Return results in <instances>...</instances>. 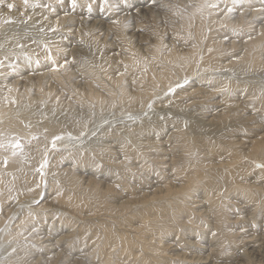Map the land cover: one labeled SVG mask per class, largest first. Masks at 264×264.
<instances>
[{
  "label": "bare ground",
  "instance_id": "1",
  "mask_svg": "<svg viewBox=\"0 0 264 264\" xmlns=\"http://www.w3.org/2000/svg\"><path fill=\"white\" fill-rule=\"evenodd\" d=\"M53 1L59 0H0V28L8 22L13 23L17 17L27 15L36 2L43 9L44 17L50 14L48 19L51 23L64 26L62 20L66 9L59 8L60 11L54 14L58 6ZM71 2L74 5L83 2L90 5L93 0ZM260 2L264 6V0ZM223 3L254 8L252 0H194L190 12L180 10L181 13L177 14L183 29L181 33H174L171 46L161 42L154 47L146 44L144 53L136 50L126 55L122 65L124 73L114 77L106 75L101 78L90 68H84L81 72L86 79L84 86H73L67 93L69 101L80 109L72 110L80 113L71 126L72 130L65 127V119L71 118H65V115L59 122L35 120V123L26 125L29 117L17 114L21 99L24 98L27 103L50 102L48 92L44 93L46 89L42 92L48 82L64 84L61 78L74 77L71 70L61 72L65 57L57 61L59 55H64L65 43L62 41L65 40L60 35H54L52 43L48 41L36 46L33 44L34 36V40L27 38L25 55L14 52L18 36L0 40V228L8 226V234L4 238L14 244L12 256L2 258L0 264H36L38 261L66 264L69 254L64 256L63 250L76 248L73 243L83 239L88 231L82 229L85 225L79 230L75 228L78 232L73 240L74 230L70 221L88 224L84 221L90 217L97 218L98 224H101V230L97 231H102L105 237L102 246L108 247L109 253L114 252L113 248L117 249L122 259L133 257L134 263L139 260V264H152L153 257L163 264L162 259L166 256L157 235L165 236L169 224L180 227L181 223H194L193 216L195 224H201L196 226L197 231L204 224L208 226L199 237L206 239L204 243H209L206 248L209 253L201 250L204 247H201L200 254L179 250L176 253L179 257H175L177 260H189L192 264H250L255 253L264 255V167H261L264 165V123H260L264 121V90L259 88L258 80L243 77L234 80L227 75L216 79L210 75L215 73L213 71L238 67L248 75L264 68V56L261 57V54L264 55V34L261 29L252 30L251 35L247 34L239 40L238 37H243V32L251 27L241 24L243 18L239 21L229 17L226 12L230 8L218 19ZM10 4L14 7L10 8ZM250 12L254 24L264 18V7ZM87 18L80 19L86 29V23L90 21ZM114 26L113 42L118 39L127 47L126 25L121 21ZM93 28L94 25L88 29L93 31ZM133 30L136 31L137 27ZM234 32L242 35L229 36L228 33ZM89 34L85 37L96 41L98 35ZM211 49L214 51L209 53ZM43 58L56 59L50 64L52 70H47L49 76L46 81L43 76L47 72L34 70L47 63L42 62ZM200 69L213 73L205 72L206 75L199 76ZM32 71L34 79H30L32 74L26 75ZM123 74L125 77L122 78ZM188 79L192 80L189 85L177 87L168 102L177 109L191 107L189 110L195 113L197 121L208 120L212 123L211 129L203 128L200 122L188 127L184 123L185 118L183 120L180 115L171 121L174 130L164 129L166 134L160 139L157 133L163 134L160 131L164 126L161 128L155 121L143 126L142 130L127 129L120 133L121 136L117 132L119 130H115L110 143H99L90 148L80 146L78 149L53 150L55 146H60L57 137L69 132L77 135L85 132L87 122L92 119L90 114H100L115 105L120 111L145 108L155 97L164 95L165 91ZM31 92L34 96L30 95ZM51 100L56 108L63 105V100L59 98ZM102 166L105 168L99 170ZM100 172L105 173L108 181L92 177ZM201 193H204V198L199 197ZM21 204L26 206L18 208ZM241 220L243 225H240ZM227 223L236 227V236L231 230L219 231V224ZM98 224L95 225L98 227ZM121 226L125 229L119 233L116 230ZM183 232V236L190 238L194 230L188 228ZM119 239L122 240L121 248ZM177 239L174 249L180 244ZM240 242L243 243L241 250L232 248ZM134 244L152 251L148 254L145 251L138 257L133 253ZM164 250H167L166 246ZM83 251L88 252L89 249ZM112 253L109 255L112 256ZM187 253L188 256L185 255ZM108 254L98 264H119L110 261ZM213 254L216 255L214 258ZM223 256L225 260H219ZM169 257L176 260L174 255ZM246 258L248 261L243 262Z\"/></svg>",
  "mask_w": 264,
  "mask_h": 264
},
{
  "label": "rangeland",
  "instance_id": "2",
  "mask_svg": "<svg viewBox=\"0 0 264 264\" xmlns=\"http://www.w3.org/2000/svg\"><path fill=\"white\" fill-rule=\"evenodd\" d=\"M71 1L72 0L53 1V3H55V5L58 6V8H57L58 11L57 10L54 11V14L55 13L57 14L60 11L59 8L63 7L64 9H66L65 12H64L65 13V18L62 20L64 26L63 25L61 26L58 23L57 24L56 23H51V21L48 19L50 14H49L48 17H44L45 14H43V12H42L43 9H40L39 2H36V4L32 5L30 10L28 9L29 11H28L27 15L21 16V17H17L15 19H13L14 22L11 21L13 23H9L8 22V23H6L5 25H3L0 28V40H5L7 37L14 36V35L18 36V38L16 40L17 43L15 42L16 43V45H15L16 49H15V51L14 50L13 51L17 52V53H20V54H23V55H25V52L27 51V43L25 41L27 38L31 39V40H34V39L36 40L37 39L35 43H34L35 40L33 41V44H35V45L37 44L38 46L39 45L42 46V44H47L49 42L52 43L51 41H54L55 40V36H57V35H60V38L65 40V41H62V43L66 44V45L63 44V49H64L63 53H64V55L63 56L59 55L58 56L59 59H57V61L58 60L61 61V60L64 59L63 60L64 66H63L61 72L63 73V70L65 72L71 70L73 72V74H74V77H72L70 75L69 78L68 77H64V78L60 79L61 81L62 80L65 81V83H64L65 85L63 84V82L61 83L65 87L61 86L60 83L56 84L55 82H51V83L48 82V84L45 86V88L42 89V92L45 91V89H46V91L44 93L48 92L47 94L49 96L48 98L50 99V102L44 101V102H29V103H27V102H25L24 98L21 99L19 101V104H18V106H20L19 107L20 110H18L17 114L19 115V113H20L21 115L29 117L30 120H28L29 122H25L26 125H30V123L33 124L36 121L59 122V121H61V119L65 115L64 116L65 118L66 117H71L70 119H65V122H64L65 123V127L67 126L68 129L71 128L70 130H72L73 129V127H71L72 124H74V122L77 121V118L80 115V113H78V112L74 113L75 111H72V110H74L76 108V110L79 111L80 109L78 107H76L75 105H73L72 102L69 101V97H68L69 95L67 93H68L69 89L71 87H73V86H74V88H77V87L80 88V87L84 86V84L86 82V79L84 78V74L82 75L83 69L84 68H90V70H92L91 71L92 73H94L95 75H97L98 77H101V78H103L106 75L114 77L116 75L122 74V72L124 73L122 65L124 64L123 62H124V58L126 57V55H130L136 50L139 51V52L142 51L144 53L145 51L143 50V47L146 44L150 45L151 47H154L158 43L161 42V44L164 43L167 46H171L172 42H173V39H174V36H173L174 33H176V34L181 33V31L183 29L182 23L179 22L180 18H179V16L177 17V14L181 13L180 10L182 12L188 13V12H190V10L194 6V0H162V1L161 0H133L134 2L132 0H130V1L129 0H117V1L116 0H107L106 1L105 0V3H103L104 2L103 0H93L92 3L94 5L92 3H91L92 5L91 4L87 5V3H84V2L83 3H78L77 5H74ZM73 1L74 2H80V1H84V0H73ZM123 1H124V4H123ZM252 2L253 3H251V4L254 7L252 9H250V6H248V5L244 6V8H243L242 5H240V4L235 5V4L232 3L230 6H228L227 3L221 4V8H220L221 11L219 10V12H218V17H217L218 19L222 18L224 13L226 12V9L228 10V8H230V10L228 12H226V13H228L229 17H231L233 20L238 19L239 21L243 18L241 24H243L244 26L249 25L251 27L249 30L246 29V31L243 32L244 35L234 32V33H231V34L228 33L229 36H231V35L232 36L242 35L243 37H241V36L238 37L239 40H242V39L245 38V36L247 34L251 35V33H253L252 30H254V32H255V31H258V29H261V31L264 34V18L262 20L259 19L260 21H255L256 22L255 24L259 25L258 27L255 26L253 21L250 19L251 18V12L250 11H252L254 9H256L258 11L262 10V8L264 6L260 2V0H255V1L252 0ZM133 3L135 5H133ZM149 3H150V5H149ZM62 4H64V5H62ZM111 4H113V5H111ZM65 6H67L68 8L65 7ZM140 6H142V7H140ZM93 7L96 8V9H94ZM247 7H249V8H247ZM164 8H166V9H164ZM242 8H243V10H242ZM81 9H82V11H81ZM136 9H137V11H136ZM186 9H187V11H186ZM83 10H84V12H83ZM76 11H77V13H76ZM146 11H147V13H145ZM122 14H124V15H122ZM66 15H69V16H66ZM87 15H89V16H87ZM67 17H68V19H67ZM83 17H86V18L88 17L87 20L90 19V21L88 20L89 24L86 23V25H88V28H90L91 26L93 27V25H94L93 31H94L96 36L98 35L97 38H96V41L95 40H93V41L91 40L90 41L89 40L90 37H88V39L85 37V36H89L90 35L89 33H91V35L94 34V33L90 29H88V28L86 29L84 27L85 24L84 25L81 24L80 19L83 18ZM91 18H93V19H91ZM96 18H97V20H95ZM252 18H253V16H252ZM47 19H48V21H47ZM43 20H44V22H43ZM115 20H116V22H115ZM121 21L126 25L127 38H126L125 42L127 44V47H125L123 45V43L121 44V42H119L118 39H117V41L113 42L114 28H115L114 25H116L118 22H121ZM109 23H110V25H109ZM96 26H97V28H96L97 30L95 29ZM240 26H242V25H240ZM107 27H108V29H107ZM134 27L135 28L137 27L136 31L133 30ZM225 27L226 26H224V28ZM60 30H62V31H60ZM61 32L63 33V36H62ZM97 33H99V34H97ZM73 34H75V35H73ZM83 34H85V35L83 36ZM33 36H34V39H33ZM108 40H110L111 42L108 43ZM14 41L15 40H13V42ZM37 41H38V43H37ZM226 41H228V40H226ZM263 41H264V38H263ZM39 42H40V44H39ZM115 45H117V47ZM263 45H264V43H263ZM67 46H69V48ZM114 47H116V48H114ZM213 51L214 50L211 49L209 51V53H212ZM135 54L136 53H134L132 55V57H134ZM263 56L264 55L261 54V57H263ZM62 57H65V58L62 59ZM55 60H56L55 58H53V59H48V58L45 59V58H43L42 62L43 63L47 62L45 65H42V64L40 66L36 65L39 68L34 66L35 67L34 70L36 72L41 70V69H42V71H44V73L47 72L43 76V78H44L43 80L44 81H46V78L49 76L48 75L49 74L48 71H50V69L53 68V66L51 67L50 64H52V62L55 61ZM117 61H119V62H117ZM36 69H39V70H36ZM42 71H40V72H42ZM33 72L34 71H32L31 73H26V75L27 74H32L33 75L34 74ZM205 72L210 74L212 71H208V70H205V69L204 70L200 69L199 74L197 73V75H199V76L200 75H204V74L206 75ZM213 72H215V73H213ZM213 72H212L213 74H210V75H212L216 79H222L225 75H227L228 77H230V78H232L234 80L242 78V77L243 78H248L250 80H255V81L258 80V82L260 81V83L258 85L259 88L261 90H264V68H262L260 70H254V72H251L248 75H246L242 71L241 67L231 68V69H223V70L221 69V70H217V71H213ZM121 76H122V78L125 77L124 74L121 75ZM34 78H35V75L30 77V79H34ZM74 81H75V83L73 84ZM189 81H192V80L188 79V81H185V82L181 83V85H179V86L176 85L172 89H170L168 91H165L166 93L164 92L165 93L164 95L162 93L161 95L155 97V100L151 101L146 106H144L145 108L132 110V111H120L118 109L117 105H115V106L109 107L107 110H104L100 114H96V113L95 114H90V117L92 116L91 117L92 119H89V121L87 122L88 123V128L86 129L85 132H83L81 134H78V135H77V133L69 132V133H65L67 135L63 134L64 136L62 135L60 137H57L56 139H57L58 143L56 142V140H55V142L57 144H60V146L59 147L55 146V148H53V150L56 151V150H60L62 148L63 149L66 148L67 149V147L68 148L70 147L71 149H78V148H80V146L81 147L82 146H87L88 148H90V146L92 147L95 144L104 143V142L110 143L109 140L111 138L114 139L113 135H114V131L115 130H119L117 132H119V135H120L121 132H125L127 129H141L142 130L143 126H147L148 124L155 123V121H156V124L161 126V128L164 126V128H162L161 131H160L163 134L157 133L158 136H159L157 138L160 139V138H162V136H164L166 134L164 132V129H165V131L174 130L173 128H171L173 126L171 121L174 118H176V116H180V115L182 116L183 120L185 118L184 123L188 127L191 124H193V123L198 124L200 122V124L203 125V128H210L211 129L210 126H211L212 123H210L208 120L207 121L206 120H204V121L201 120L199 122L197 121V117H196L195 113H192L189 110L191 107H189L188 109H186V108L177 109L174 106V104L168 102L169 101L168 98L170 96H173L176 93V91L178 90L179 87L189 85V83H190ZM77 84H79V85H77ZM67 86H69V88ZM36 94H38V92ZM30 95L34 96V93L31 92ZM54 96H56V97H54ZM53 98H57V99L59 98L60 100H63V102H62L63 105L59 106V108L58 107L56 108L55 104L51 102L52 101L51 99H53ZM156 99L158 101H160L161 103L160 102L157 103ZM147 106H148V108H147ZM62 109H64V110H62ZM70 112L74 113L75 115L71 114ZM160 113H162V114H160ZM17 114H14V115H17ZM149 115H150V117H149ZM57 117H59V118L57 119ZM64 123H63V125H64ZM260 123L263 124L264 121H260ZM71 133H73V134H71ZM90 133H91V135H90ZM154 134L156 135V133H154ZM63 142H66V143H63ZM46 166H48V165H46ZM103 168H105V167L102 166V167H100L98 169L100 170V169H103ZM92 177L95 178V180L97 178H102V180H104L105 182L108 181V179H109L105 175L104 172H100L98 174L95 173V175H92ZM152 177H153V175H152ZM49 179H50V177H49ZM199 197H203L204 198V193H201V196H199ZM46 200H47V198L45 199V201ZM43 202H44V200H43ZM254 204H257V203L255 202ZM23 206H26V205H22L21 204V206H18V208H22ZM27 206H29V205H27ZM52 211H53V209H52ZM58 218H59V216H57L54 221H56V219H58ZM100 218H102V217H100ZM191 218H192V221L194 219V221H193L194 223H191V224L181 223L180 227H178L174 223L173 224H169V225L166 226L165 236L163 234L162 235L159 234L160 236L157 235L158 237H160V238H158V240L161 239L160 240L161 247L162 246L164 247V248L162 247V249H163L162 252L166 256V259L165 258L162 259L163 260V264L165 262H167L165 264H192V263H190L189 260H187L188 262L185 261V260L179 261V260H177L175 258V257H179L176 254L179 250L180 251L182 250V251H185V252L188 251V253L189 252H194V253H199L200 254V253H202V251H200L201 247H204V249H201V250L208 251V250H206V248L209 246V243H204V242H206V239H203V238L199 237L201 234L203 235V231L206 228H208V226L206 224H204L202 229L197 231L196 226L197 225L199 226L201 224H200V222L198 224H195L196 220H195L194 216L191 217ZM87 221H88V224H81V222H79V221L78 222L75 221L76 223H73L72 221H70L71 222L70 224H73L71 226H73L72 229L74 230V233H73L74 237L72 236L73 240H75V238L77 236L76 233L78 232L77 230H79L82 225H85V227H82V229L84 231H85V229H86V231L88 229V231L86 232V235L84 237L85 239L83 238V239H81L79 241L77 240L75 243H73L74 245H76V248L69 249V250H73L72 252H69L68 248L63 250L64 251L63 252L64 256L66 254H69V256L66 257V260H65V262H67L66 264H98L100 262V260L102 261V258L106 257V254L109 253L108 247L106 248L105 246H102V243L104 242V240H105L104 238L105 237L102 236V233H101L102 231L99 232L101 230L100 228H102V227H101V224H98V219L96 218L94 220V218L90 217V218H87V220H85L84 223L87 222ZM212 221H216V220H212ZM94 223L96 225L98 224V227L100 225V227L98 228ZM243 223H244L243 220H241L240 221V225H243ZM89 224L95 225L97 229L96 228L94 229L95 226L91 227ZM219 227H220L219 231H222L224 229L231 230V231L234 232V234L236 236V232H235L236 231V227H234L232 224H229V223L222 224V225L219 224ZM188 228H192L194 230L193 236L190 237V238L183 236V233H184L183 231L187 230ZM8 229H9L8 226L5 225V227L1 229L2 231L0 230L1 231L0 232L1 237H3V238L0 237V260L2 258L4 259L6 257L12 256V254H13L14 244H12L10 242V240L4 238L5 237L4 235L8 234ZM124 229H125V227L121 226L116 231L120 233L122 230L124 231ZM97 230H99V231H97ZM96 231H97V233H96ZM162 237H164V238H162ZM176 238H179V239H177V241H179L180 244H179L178 248L174 249V247H176V246H174L173 244L175 243ZM119 240H118V243H119V247L121 248L122 240L121 239H119ZM191 241H192V243H191ZM79 244L82 246V248L84 247L83 248L84 250L89 249V251L88 252L83 251V249L80 248L81 246H79ZM74 245L71 244V247L72 246L74 247ZM190 245H193V247H189ZM242 245H243V243L241 244V242H240L237 246H232V248L234 247V248H236L238 250L240 248V250H241V246ZM116 246H118V244ZM165 246L167 247V250H164ZM134 247L135 248H133V253L134 254L136 253L138 257H140V254L141 255L144 254L145 251H146L145 254H148V253H150V251H152L151 249L148 250L149 248H146L144 250V249L138 247V245L135 246V244H134ZM140 249H142L143 252H141ZM192 249H194V250H192ZM134 250L136 252H134ZM113 251H114L113 253H115V255H113L112 252H111L112 256H110L111 253H109L110 255L109 254L107 255V256H109L110 261H112V262H116V263L118 262L119 264L120 263L121 264H139L140 263L139 260L137 261L138 263H134L133 257L131 259H122L120 254H117L118 253V252H116L117 249L114 250V248H113ZM80 253H81V255H80ZM188 253L185 254V255L188 256ZM208 253H209V251H208ZM231 253H232V251H231ZM170 255H174V258L176 260H170V257H169ZM215 256H216L215 254L212 255L213 258ZM26 258L28 259V256ZM95 258H96V260H95ZM226 258H227V256H226ZM22 259L25 261V257L24 258L22 257ZM221 259L225 260L224 256L223 257H219V260H221ZM151 260L153 262L152 264H159L158 263L159 261H157L156 259H153V257H152ZM162 260L160 262H162ZM246 260H247V258L243 262H247L248 261V260L247 261ZM250 261H251L250 264H264V255L261 252L260 253H255L251 257ZM47 262L48 261H45V262L44 261H38L37 263L38 264H44V263L45 264H50V263H47Z\"/></svg>",
  "mask_w": 264,
  "mask_h": 264
},
{
  "label": "snow or ice",
  "instance_id": "3",
  "mask_svg": "<svg viewBox=\"0 0 264 264\" xmlns=\"http://www.w3.org/2000/svg\"><path fill=\"white\" fill-rule=\"evenodd\" d=\"M10 8L11 7H14V5H12V4H10V5H8ZM261 167H264V165H261Z\"/></svg>",
  "mask_w": 264,
  "mask_h": 264
}]
</instances>
